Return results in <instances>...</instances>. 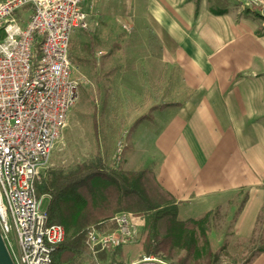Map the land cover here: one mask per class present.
I'll return each mask as SVG.
<instances>
[{"label": "crops", "instance_id": "0c3cea01", "mask_svg": "<svg viewBox=\"0 0 264 264\" xmlns=\"http://www.w3.org/2000/svg\"><path fill=\"white\" fill-rule=\"evenodd\" d=\"M227 1L214 14L199 0L196 16L195 0L83 3L98 52L121 53L123 66L121 118L109 108L107 133H93L111 147L109 166L152 171L181 219L231 200L233 232L249 239L264 215V0ZM249 264H264V252Z\"/></svg>", "mask_w": 264, "mask_h": 264}, {"label": "built area", "instance_id": "2783aa9c", "mask_svg": "<svg viewBox=\"0 0 264 264\" xmlns=\"http://www.w3.org/2000/svg\"><path fill=\"white\" fill-rule=\"evenodd\" d=\"M89 1L0 0V236L14 264H50L65 238L61 225L48 223L42 203L50 197H38L35 185L77 100L69 47L73 33L89 27ZM26 7L24 22L18 13ZM108 224L84 231L92 264H123L110 254L138 237L130 213L118 212ZM129 264L174 263L143 255Z\"/></svg>", "mask_w": 264, "mask_h": 264}, {"label": "trees", "instance_id": "16d2710c", "mask_svg": "<svg viewBox=\"0 0 264 264\" xmlns=\"http://www.w3.org/2000/svg\"><path fill=\"white\" fill-rule=\"evenodd\" d=\"M198 3L195 0L194 16ZM227 4V0H212L210 10L221 14ZM35 191L38 197H50L45 207L48 223L61 225L65 231L64 241L52 253L50 264H83L86 228H103L118 212L143 219L138 245L144 255L174 264H218L223 256L211 246V212L198 219H181L174 197L150 170L125 171L109 166L98 156L68 170L47 169ZM115 252L110 254L113 261ZM261 252L264 247L257 248L244 264Z\"/></svg>", "mask_w": 264, "mask_h": 264}, {"label": "rangeland", "instance_id": "374dc122", "mask_svg": "<svg viewBox=\"0 0 264 264\" xmlns=\"http://www.w3.org/2000/svg\"><path fill=\"white\" fill-rule=\"evenodd\" d=\"M30 14V7H26L18 13V16L25 22ZM117 29L120 30L118 26ZM100 46L90 27L87 30H76L72 35L69 58L72 64V78L78 85L77 100L68 113L66 124L53 148L47 169L68 170L74 168L78 163L88 162L98 156L108 164L107 157L111 147L104 145V140H99V142L98 138L94 136L93 129L94 125L98 124L96 127L99 128L98 133L102 138L108 131L106 128L109 127L110 116L113 114L116 124L119 117L121 118L118 107H121V105L119 106V96L123 91H121L118 74L123 70V66H121L122 58L118 57L121 53H116L113 60L108 61L106 58L109 54L106 57L98 55L97 52L101 50ZM89 47L92 51L91 54ZM130 53L131 56L136 53L138 58L142 56L139 55L141 54L140 50ZM135 59L132 60L138 61ZM139 70V65L134 66L132 73ZM137 84L141 86V83ZM109 108H112V114ZM118 149V146L113 147L115 157L112 163L117 162L120 155ZM116 167L119 168L118 165ZM46 204L47 200L45 199L42 206L46 207ZM232 205L231 200L223 198L216 209L209 211L211 212L208 225L211 246L215 250L221 251L223 255L218 264H244L257 248L264 246V227L261 222L264 215L260 217V224L255 233L249 239H242L233 232L232 224L237 210ZM135 220L139 229L138 237L134 243L115 252L114 259L119 263L129 264L144 255L138 245L144 221L141 218H135ZM92 261V257L86 252L83 264H92Z\"/></svg>", "mask_w": 264, "mask_h": 264}, {"label": "water", "instance_id": "95a60500", "mask_svg": "<svg viewBox=\"0 0 264 264\" xmlns=\"http://www.w3.org/2000/svg\"><path fill=\"white\" fill-rule=\"evenodd\" d=\"M0 264H14L0 236Z\"/></svg>", "mask_w": 264, "mask_h": 264}]
</instances>
